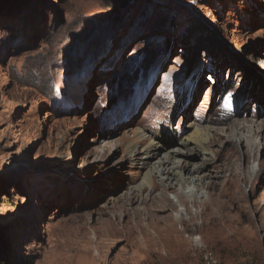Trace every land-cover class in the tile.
I'll use <instances>...</instances> for the list:
<instances>
[{
	"label": "rangeland",
	"instance_id": "374dc122",
	"mask_svg": "<svg viewBox=\"0 0 264 264\" xmlns=\"http://www.w3.org/2000/svg\"><path fill=\"white\" fill-rule=\"evenodd\" d=\"M263 121L264 0H0V260L264 264ZM193 123L199 203L135 191Z\"/></svg>",
	"mask_w": 264,
	"mask_h": 264
},
{
	"label": "bare ground",
	"instance_id": "6f19581e",
	"mask_svg": "<svg viewBox=\"0 0 264 264\" xmlns=\"http://www.w3.org/2000/svg\"><path fill=\"white\" fill-rule=\"evenodd\" d=\"M188 129H190L189 133L178 138L174 143L175 146L170 148H166V146L163 145L162 137H159L160 140L158 138H151L146 141L145 136L140 133L138 141L141 146H135L131 149L132 151L130 153V157L134 162L146 168L144 182L134 190L139 193L144 187L151 188V180L152 178H156L164 189L158 197L162 199L166 191H174V193L171 194H173V198L176 200L175 202L177 204L179 203L180 207L184 206L185 211L187 210V203L191 205L199 203L198 197L201 192L195 188L210 182H208V174L202 171V166L208 161L206 154L211 155L207 147L209 131H204L202 127L194 123L190 124ZM247 130L248 128L244 125L237 124L233 129L232 136L237 137V135H240V138L243 140L245 137H250L249 135L243 136L244 134H241V132H246V134L250 133L249 130ZM237 141L240 142L241 140ZM242 142L247 144L245 139ZM191 154H198L200 161L198 163L189 162L188 157H190ZM168 203L172 209L175 208L173 202L170 203L168 201ZM182 215L183 212L177 211L176 219L182 220Z\"/></svg>",
	"mask_w": 264,
	"mask_h": 264
},
{
	"label": "trees",
	"instance_id": "16d2710c",
	"mask_svg": "<svg viewBox=\"0 0 264 264\" xmlns=\"http://www.w3.org/2000/svg\"><path fill=\"white\" fill-rule=\"evenodd\" d=\"M36 261V259L34 258H28L27 261H25V264H34ZM0 264H6L5 261L3 262L2 260H0Z\"/></svg>",
	"mask_w": 264,
	"mask_h": 264
},
{
	"label": "water",
	"instance_id": "95a60500",
	"mask_svg": "<svg viewBox=\"0 0 264 264\" xmlns=\"http://www.w3.org/2000/svg\"><path fill=\"white\" fill-rule=\"evenodd\" d=\"M124 94H125L126 97H129L130 91L127 90Z\"/></svg>",
	"mask_w": 264,
	"mask_h": 264
}]
</instances>
